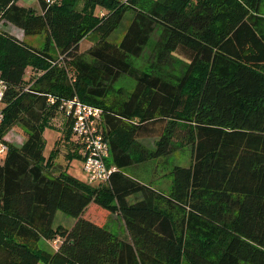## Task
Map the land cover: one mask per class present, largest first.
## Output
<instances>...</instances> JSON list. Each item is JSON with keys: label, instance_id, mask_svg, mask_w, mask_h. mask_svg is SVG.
Segmentation results:
<instances>
[{"label": "trees", "instance_id": "16d2710c", "mask_svg": "<svg viewBox=\"0 0 264 264\" xmlns=\"http://www.w3.org/2000/svg\"><path fill=\"white\" fill-rule=\"evenodd\" d=\"M37 1L40 13L0 0V22L46 36L36 49L0 28V144L25 131L0 154V264H264L263 0ZM127 13L122 41L111 42ZM155 34V59L141 70L132 59ZM174 62L183 70L166 74ZM123 76L136 81L127 97L115 88ZM75 97L104 112L118 169L107 183L49 171L59 151L46 158L45 129ZM66 128L70 140V120ZM185 146L192 164L173 168L167 193L125 171ZM91 204L103 220L88 215ZM59 211L76 219L71 230L54 228ZM109 214L128 238L106 227ZM57 239L55 252L40 245Z\"/></svg>", "mask_w": 264, "mask_h": 264}, {"label": "rangeland", "instance_id": "374dc122", "mask_svg": "<svg viewBox=\"0 0 264 264\" xmlns=\"http://www.w3.org/2000/svg\"><path fill=\"white\" fill-rule=\"evenodd\" d=\"M126 1V0H124ZM151 0H147L150 2ZM20 6L33 8L38 13H40V6L37 0H20ZM102 11L99 10L98 13ZM260 13L264 16V0L261 5ZM134 18L133 13H127L124 17L123 22L120 27L114 32V34L110 37L111 42L120 43ZM0 28L7 33H10L14 36H20L25 42L36 49H42L46 44V36L45 34L41 35H32L24 37L23 31L19 28L9 24L0 22ZM158 35L155 34L150 42V44L146 47L144 53L140 58H133V64L141 70L147 71L149 70L150 64L153 62L154 52L153 46L158 39ZM96 38L89 37L82 42L81 52L86 53L89 48L94 46ZM177 56V55H176ZM177 59L183 60L181 56H177ZM175 68H178V72L183 70L182 66H178L175 62L168 68L164 69L166 74H176L174 71ZM31 74V73H30ZM72 74V72H70ZM136 81L127 76L121 77L116 83L115 88H122L125 96L127 97L135 88ZM4 108V104L0 102V112ZM67 117L65 116L62 110L56 114L55 118L51 121V126L49 129H45L44 138H45V156L49 157L51 152L58 148V156L54 161V168L49 170L53 174H59L61 171H65L68 174L74 176L78 180L82 182L88 183V176L84 171L83 165V152L76 138L71 137L70 140H67ZM5 144L8 146L15 145L21 146L25 141V131L21 125L14 127L8 134L5 136ZM146 148L150 150H154L156 148V140L155 139H143L140 141ZM74 153H79L82 155L81 158H77L71 156ZM1 157V155H0ZM192 164V148L190 146L181 147L178 151L174 152L170 156L162 157L156 160L148 161L142 164L134 165L131 168L126 169L128 175L139 180L145 184H151L155 189H158L164 193H167L172 185L173 177L171 175L172 170L176 166L181 167H190ZM97 185V184H96ZM134 198L131 197L128 199L130 203L134 202ZM107 211L100 208L95 204H91L89 207L88 215H92L91 218L94 220H98L100 217L101 220L105 217ZM76 223V219L67 216L63 212H57L54 219V228L64 227L65 229L71 230ZM106 227L112 231L114 234L121 236L122 238H128V232L125 227V223L123 219L117 214H109L105 220ZM57 239L54 242H47L45 240L41 241V247L47 251L55 252L51 246H58L59 248L60 242ZM58 250V249H57ZM185 264V263H184Z\"/></svg>", "mask_w": 264, "mask_h": 264}, {"label": "built area", "instance_id": "2783aa9c", "mask_svg": "<svg viewBox=\"0 0 264 264\" xmlns=\"http://www.w3.org/2000/svg\"><path fill=\"white\" fill-rule=\"evenodd\" d=\"M6 89V83L0 79V102L3 100ZM50 101L54 102L53 99ZM61 110L71 121L72 136L77 139L83 152L84 171L89 183L109 182L111 175L118 169L108 165L112 151L109 139L105 135L103 110L82 102L78 97L64 102ZM7 150L6 144H0V154H5Z\"/></svg>", "mask_w": 264, "mask_h": 264}, {"label": "crops", "instance_id": "0c3cea01", "mask_svg": "<svg viewBox=\"0 0 264 264\" xmlns=\"http://www.w3.org/2000/svg\"><path fill=\"white\" fill-rule=\"evenodd\" d=\"M24 34V33H23ZM20 40H23L22 39V37H20V36H17ZM56 241V240H55ZM59 242H60V240H58ZM61 243V242H60ZM53 249H54V251H56L58 248V246H51Z\"/></svg>", "mask_w": 264, "mask_h": 264}]
</instances>
